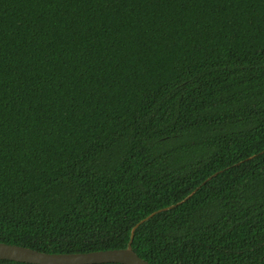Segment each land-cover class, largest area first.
I'll return each mask as SVG.
<instances>
[{
    "label": "trees",
    "instance_id": "1",
    "mask_svg": "<svg viewBox=\"0 0 264 264\" xmlns=\"http://www.w3.org/2000/svg\"><path fill=\"white\" fill-rule=\"evenodd\" d=\"M173 205L150 264H264V0H0V243L125 249Z\"/></svg>",
    "mask_w": 264,
    "mask_h": 264
},
{
    "label": "water",
    "instance_id": "2",
    "mask_svg": "<svg viewBox=\"0 0 264 264\" xmlns=\"http://www.w3.org/2000/svg\"><path fill=\"white\" fill-rule=\"evenodd\" d=\"M195 192H193L189 197L179 204L186 202L195 194ZM176 206L177 205H173L153 213L138 223L132 229L129 244L125 249L96 251L89 253L49 254L23 246L0 243V260L25 264H150L133 250L132 244L135 237V232L141 224L150 220L157 213L173 209Z\"/></svg>",
    "mask_w": 264,
    "mask_h": 264
}]
</instances>
